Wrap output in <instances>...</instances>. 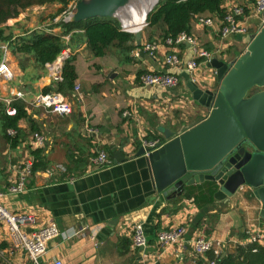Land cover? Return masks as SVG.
<instances>
[{
  "label": "crops",
  "instance_id": "crops-1",
  "mask_svg": "<svg viewBox=\"0 0 264 264\" xmlns=\"http://www.w3.org/2000/svg\"><path fill=\"white\" fill-rule=\"evenodd\" d=\"M74 4L59 15L60 4L36 6L2 26L4 37L11 40L0 41V56L7 48L15 78L0 83V190L6 192L16 183L23 164L31 161L34 166V152L38 150L42 165L29 178L25 193L5 196L4 207L13 213L34 215L38 225L56 223L61 236L50 243L48 258H61L64 264H207L211 261L208 255L201 258L192 252V242L198 236L219 242L224 255L249 245L251 232L264 230L263 205L252 188L243 186L228 200L200 210L187 189L170 200L155 192L145 158L135 157L144 141L163 142V130L169 129L176 136L208 115L189 95L184 69L165 65L169 50L162 38V26L149 27L147 33L141 30V46L135 38L136 48L128 55L112 45L103 57L93 55L82 30L72 31L63 39L68 40L64 41L75 59V87L80 90L77 93L74 87L63 95L71 102L73 113L61 117L32 104L36 95L48 89L57 91L58 82L32 56L16 53L14 44L34 31L62 34L63 28L56 24ZM116 19L123 29L122 21ZM191 24V34L204 48L211 51L218 44L222 46L216 58L235 57L233 51L240 36L220 41L210 29L193 20ZM146 43L158 45V51L147 53L156 64L136 57ZM176 50L184 62L192 56L188 45ZM153 70L179 74V85L143 86L139 72ZM191 77L202 89L216 90L219 86L215 70L203 62ZM8 100L22 101L28 115L19 123L24 135L16 147L3 138L1 108ZM125 112L131 116L124 117ZM12 132L9 134L15 135ZM36 133L45 139L43 148L32 146ZM116 151L123 153V162L114 163ZM100 152H106L112 163L98 170L94 160ZM174 199L178 201L173 203ZM166 208L178 211L162 214ZM138 221L143 223L149 240L145 249L135 248L131 240V227ZM180 225L188 229L184 243L160 246L158 234ZM0 264H32L25 253L10 249L5 225H0Z\"/></svg>",
  "mask_w": 264,
  "mask_h": 264
},
{
  "label": "water",
  "instance_id": "water-1",
  "mask_svg": "<svg viewBox=\"0 0 264 264\" xmlns=\"http://www.w3.org/2000/svg\"><path fill=\"white\" fill-rule=\"evenodd\" d=\"M142 1L148 0H80L64 21L120 20L122 11ZM153 1L155 8L160 0ZM139 32L133 31L140 47ZM140 56L156 64L144 51ZM207 66L216 72V90L202 89L188 73L183 74L189 95L208 111L207 117L176 136L163 130V142L140 147L135 157L145 158L154 191L168 200L206 181L218 184L214 196L218 202L248 186L262 202L264 219V24L239 58L231 62L213 58ZM124 160L121 151L114 153V163Z\"/></svg>",
  "mask_w": 264,
  "mask_h": 264
},
{
  "label": "built area",
  "instance_id": "built-area-1",
  "mask_svg": "<svg viewBox=\"0 0 264 264\" xmlns=\"http://www.w3.org/2000/svg\"><path fill=\"white\" fill-rule=\"evenodd\" d=\"M76 4L71 6L68 11L62 15V19L75 10ZM225 14L223 17L211 14H199L193 17V21L203 28L210 29L215 38L223 41L232 36H252L256 34L263 26L262 14L264 13V0H257L255 4H249L248 1L241 2L239 0H225L223 4ZM123 31L133 33V31L122 25ZM144 25L143 27H146ZM141 27V30L143 29ZM255 32L250 35L252 29ZM140 30V31H141ZM65 40V38H64ZM65 41H68L67 39ZM182 45H188L192 49V56L187 62H184L178 52L177 48ZM165 46L169 53L164 57V63L168 67L183 68L190 76L195 73L200 63L207 64L213 58H216L217 53H220L222 46L217 45L216 49L208 50L202 46L200 40L188 33H181L176 38H167ZM141 51L153 54L158 51V45L146 43L142 46ZM140 58V53L136 54ZM70 58V52L65 49L53 63L45 65L46 70L51 75L55 82L62 80L63 68L65 62ZM15 74L10 66L7 57V48L4 49L0 61V83L10 82L14 80ZM140 81L143 86L157 87V88H174L180 83V75L169 72L148 71L140 76ZM79 86L75 87L78 93ZM18 96V95H17ZM19 97H22L19 94ZM14 100H8L6 104V114L9 116H16L17 110L12 106ZM32 104L35 107L43 108L52 114L67 117L73 113V106L71 102L60 92L41 93L35 96ZM130 112H125L124 117H130ZM9 133H13L9 131ZM45 139L42 135L36 133L33 136L32 146L36 149L43 148ZM158 142L144 141L143 147H156ZM95 166L98 170L104 169L112 163L106 152H100L94 160ZM33 163L31 161L23 164L19 170V176L15 184L10 185L6 192L0 190V225H5L8 231L9 247L12 251L25 253L32 264H64L61 258L50 260L48 258L50 243L61 236L58 225L54 222L46 224H37V219L34 215L13 213L8 211L3 205V199L7 195H18L27 191L29 178L32 175ZM53 172L54 170L51 169ZM188 233L185 225L172 227L164 230L158 234V243L162 247H171L183 244ZM131 240L133 246L138 249H145L149 240L144 230L143 223L138 221L131 227ZM249 245L259 246L264 248V230H257L251 232L249 238ZM222 245L214 239L203 236L196 237L192 242V252L195 256L204 258L208 254L213 253L214 259L207 264H220L219 257L222 255ZM258 248L253 249L256 253ZM150 264V263H144ZM152 264H158L153 262Z\"/></svg>",
  "mask_w": 264,
  "mask_h": 264
},
{
  "label": "trees",
  "instance_id": "trees-1",
  "mask_svg": "<svg viewBox=\"0 0 264 264\" xmlns=\"http://www.w3.org/2000/svg\"><path fill=\"white\" fill-rule=\"evenodd\" d=\"M80 0H0V41L9 42L11 37H4V30L2 26L9 20L18 18L21 13L35 6H45L52 4L62 5L63 12L72 3ZM225 0H160L158 5L149 13L147 17V26L156 27L162 26L164 29L163 40L167 38H176L181 33L191 34L192 20L195 15L211 14L223 17L225 10L223 4ZM249 4H255L257 0H248ZM55 18V16L53 17ZM56 27L63 28L62 34H53L42 31H34L30 35L21 36L14 44L16 53L32 56L36 63L41 67H45L47 63H53L57 57L68 48L63 37L69 35L72 31L82 30L86 37L87 44L91 52L96 57H103L107 49L116 45L120 48L122 53L128 55L135 46V36L129 32L122 30L119 21L116 18L107 19H92L80 23H66L61 19ZM72 40V39H71ZM12 45V44H11ZM2 56H0L1 61ZM74 57L65 62L62 74V80L57 84V92L67 95L75 87L77 80L76 68L74 66ZM146 72H139L138 78ZM51 92V89L46 90L45 93ZM12 106L17 110L16 116H9L6 114V106L1 108V125L3 128V138L12 147H16L23 138V131L19 127L21 120L26 118L27 111L22 101H14ZM8 130L15 132V135H10ZM33 131H37L33 128ZM152 141V140H150ZM164 141V139H163ZM41 152L36 151V163L33 166L32 174L42 168ZM187 192L193 198V203L200 210H207L214 205L215 194L218 191L216 183L206 181L203 184L186 187ZM185 189V190H186ZM178 200L174 199L173 203ZM174 210V211H173ZM164 209L163 213L170 211L177 212L174 208ZM208 218L213 216L208 215ZM203 223L199 224V227ZM258 248L256 253L253 249ZM210 260H213L214 254H208ZM220 264H264V248L254 245H247L239 247L236 253L222 254L219 257ZM199 264H205L200 262Z\"/></svg>",
  "mask_w": 264,
  "mask_h": 264
},
{
  "label": "bare ground",
  "instance_id": "bare-ground-1",
  "mask_svg": "<svg viewBox=\"0 0 264 264\" xmlns=\"http://www.w3.org/2000/svg\"><path fill=\"white\" fill-rule=\"evenodd\" d=\"M155 5L156 2L153 0L142 1L136 7L134 6L131 9L122 11V13H120V17L125 20L124 22H126V25L124 26L130 28L132 31H140L141 27H143V24L145 23L148 13ZM134 16H138L139 20L138 18L137 20L136 18H133Z\"/></svg>",
  "mask_w": 264,
  "mask_h": 264
},
{
  "label": "rangeland",
  "instance_id": "rangeland-1",
  "mask_svg": "<svg viewBox=\"0 0 264 264\" xmlns=\"http://www.w3.org/2000/svg\"><path fill=\"white\" fill-rule=\"evenodd\" d=\"M36 7V6H35ZM33 8V7H32ZM133 18H138L139 20V17L137 16H134ZM62 19V18H61ZM99 20H102V19H99ZM120 20L122 21V25H126L124 22L125 20L123 18L120 17ZM129 23V22H128ZM149 27H143L142 31L143 32H146L148 31ZM256 29L254 28L253 30H251L252 32H254ZM155 32H158L157 30ZM238 42H239V45H238V48L237 50H234L233 51V56H235L232 60H227L226 59V56H223V59L226 60L227 62H231L237 58H239L243 53H245V51L247 50V47H248V44L250 42V36H243V37H238ZM241 53V54H240ZM222 57V56H221Z\"/></svg>",
  "mask_w": 264,
  "mask_h": 264
}]
</instances>
